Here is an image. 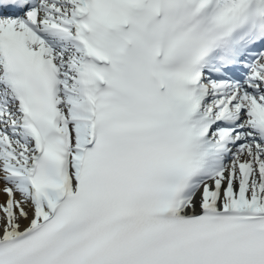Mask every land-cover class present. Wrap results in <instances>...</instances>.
<instances>
[{
  "label": "snow or ice",
  "instance_id": "snow-or-ice-1",
  "mask_svg": "<svg viewBox=\"0 0 264 264\" xmlns=\"http://www.w3.org/2000/svg\"><path fill=\"white\" fill-rule=\"evenodd\" d=\"M0 264H264V0H0Z\"/></svg>",
  "mask_w": 264,
  "mask_h": 264
},
{
  "label": "bare ground",
  "instance_id": "bare-ground-1",
  "mask_svg": "<svg viewBox=\"0 0 264 264\" xmlns=\"http://www.w3.org/2000/svg\"><path fill=\"white\" fill-rule=\"evenodd\" d=\"M4 197L2 195H0V201H3Z\"/></svg>",
  "mask_w": 264,
  "mask_h": 264
}]
</instances>
